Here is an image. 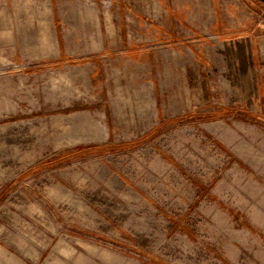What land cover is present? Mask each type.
<instances>
[{
    "label": "rangeland",
    "instance_id": "obj_1",
    "mask_svg": "<svg viewBox=\"0 0 264 264\" xmlns=\"http://www.w3.org/2000/svg\"><path fill=\"white\" fill-rule=\"evenodd\" d=\"M75 1L0 74V264H264V5Z\"/></svg>",
    "mask_w": 264,
    "mask_h": 264
},
{
    "label": "crops",
    "instance_id": "obj_2",
    "mask_svg": "<svg viewBox=\"0 0 264 264\" xmlns=\"http://www.w3.org/2000/svg\"><path fill=\"white\" fill-rule=\"evenodd\" d=\"M98 4L89 5L95 8L89 16L79 12L75 0H0V74L13 72L9 66L14 65L17 79L22 80L26 70L56 60L60 56L58 43L64 41L62 26H68L70 19H83L85 24L88 16L89 24H104Z\"/></svg>",
    "mask_w": 264,
    "mask_h": 264
},
{
    "label": "water",
    "instance_id": "obj_3",
    "mask_svg": "<svg viewBox=\"0 0 264 264\" xmlns=\"http://www.w3.org/2000/svg\"><path fill=\"white\" fill-rule=\"evenodd\" d=\"M259 2H261L264 5V0H258Z\"/></svg>",
    "mask_w": 264,
    "mask_h": 264
}]
</instances>
